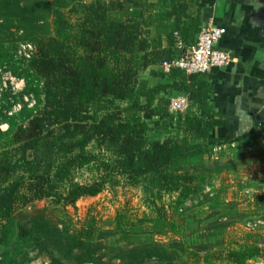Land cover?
<instances>
[{
	"label": "trees",
	"instance_id": "16d2710c",
	"mask_svg": "<svg viewBox=\"0 0 264 264\" xmlns=\"http://www.w3.org/2000/svg\"><path fill=\"white\" fill-rule=\"evenodd\" d=\"M132 6L142 10L140 16L130 15ZM203 10L202 0H65L62 6L0 0V32H23L33 47L30 57L0 47V71L23 80L20 95L31 102L15 113L0 110V264H26L19 257L29 258L31 248L48 254L51 264L264 259L253 231L226 257L222 249L190 251L178 240L159 242L156 237L180 234L182 228L164 206L153 218L119 212L110 228L100 227L94 217L76 227L69 212L81 199L101 195L110 177L75 181L78 170L101 171L100 155L89 149L93 144L115 158L113 169L130 186H142L156 202L176 194L177 212L205 190L207 158L218 161L229 150L255 156L263 132L215 152L220 142H213V132L229 122L212 103L215 88L208 74L160 68L196 45L205 27ZM156 65L161 73L151 74L165 82L149 86L140 72ZM162 93L187 96L191 109L171 113V98H159ZM168 123L176 133L167 130ZM151 132L165 137L152 139ZM252 208L264 213V193L252 197Z\"/></svg>",
	"mask_w": 264,
	"mask_h": 264
},
{
	"label": "rangeland",
	"instance_id": "374dc122",
	"mask_svg": "<svg viewBox=\"0 0 264 264\" xmlns=\"http://www.w3.org/2000/svg\"><path fill=\"white\" fill-rule=\"evenodd\" d=\"M45 1L58 6H62L65 2V0ZM63 11L68 12L66 9ZM137 14L139 10L134 6L130 7V15L138 17ZM113 16L119 18L120 14L114 13ZM72 19L75 21V18ZM23 38V32L17 30L0 32V47L3 46L9 51L17 48L19 56L28 55L32 50ZM152 70L161 73L159 66L156 65L142 70L139 79L146 80L149 86L165 82L163 78L151 74ZM24 88L25 83H22V80L13 77L5 70L0 71V110L15 113L20 110L23 103L28 102L30 105V100L20 95ZM174 96V94L167 96L162 93L159 98L169 99ZM142 101L144 103L145 99L143 98ZM116 105L125 108L128 104L116 102ZM102 107L104 113L108 111L107 104L101 105ZM177 116L175 115V121ZM154 121H158V118ZM170 125L168 123L167 130L176 133L174 127ZM7 128V125L1 126L2 131H6ZM150 137L153 139L165 136L151 132ZM2 148L0 143V151ZM89 149L100 155L98 166L101 171H97L94 166H92L94 168L78 170L74 174L75 181L89 184L101 180L105 174L109 173L110 177L101 195L81 199L77 203V208H69L76 227H81L89 217L96 218L102 228L113 227L116 215L123 211L128 212V215L153 218L156 217L159 207L164 206L171 218L182 228L180 234L170 233L156 237L161 243L178 240L190 251L222 249V254L226 257L230 249H239L240 245L247 241V233L253 231L255 235L260 236L259 243L264 246V213L254 211L252 208V197L264 193V138L256 143L255 156L243 158L241 153L229 150L220 155L218 161L207 158L204 169L207 170L209 177L205 190L179 212L175 209L176 194H165L162 201L156 202L154 197L145 193L142 186H130L126 179L113 169L114 157L99 150L94 144ZM102 163H107L109 169L106 167V170ZM29 251V258L19 257V260L23 259L26 264H51L52 258L39 248H31ZM246 264H264V259L256 258Z\"/></svg>",
	"mask_w": 264,
	"mask_h": 264
},
{
	"label": "crops",
	"instance_id": "0c3cea01",
	"mask_svg": "<svg viewBox=\"0 0 264 264\" xmlns=\"http://www.w3.org/2000/svg\"><path fill=\"white\" fill-rule=\"evenodd\" d=\"M236 0H202L204 24L227 26L229 32L218 44L220 50L233 54L234 62L225 69H213L208 73L215 91L212 103L222 113L229 124L213 132V142L234 141L235 144L256 132L264 133V103H254L249 96L262 82L250 67L262 55L263 49L253 44L250 34L242 21H234L231 7ZM139 10L141 15L142 10Z\"/></svg>",
	"mask_w": 264,
	"mask_h": 264
},
{
	"label": "built area",
	"instance_id": "2783aa9c",
	"mask_svg": "<svg viewBox=\"0 0 264 264\" xmlns=\"http://www.w3.org/2000/svg\"><path fill=\"white\" fill-rule=\"evenodd\" d=\"M227 29L211 24L205 26L198 37L196 45L186 54L172 62L165 61L160 68L165 73L173 68L184 70L187 74H208L213 69H223L234 62L233 54L229 51L220 50L218 44L226 35ZM33 50L32 45H27ZM30 57V54L26 55ZM22 83L24 81L22 80ZM190 100L185 95H177L171 98L169 109L174 114H186L191 109ZM21 108V107H20ZM236 144L219 143L215 147V152L221 151L227 146Z\"/></svg>",
	"mask_w": 264,
	"mask_h": 264
},
{
	"label": "water",
	"instance_id": "95a60500",
	"mask_svg": "<svg viewBox=\"0 0 264 264\" xmlns=\"http://www.w3.org/2000/svg\"><path fill=\"white\" fill-rule=\"evenodd\" d=\"M230 13L234 21H242L243 27L250 34L253 44L258 49H263L261 57L250 67L251 72L262 84L253 89L249 96L254 99V103H264V0H236ZM221 27L227 29L225 35L227 36L229 28L227 26ZM220 143L235 144L234 141Z\"/></svg>",
	"mask_w": 264,
	"mask_h": 264
}]
</instances>
